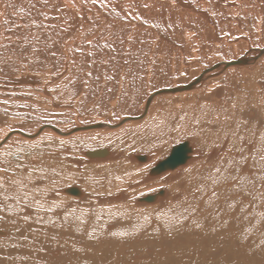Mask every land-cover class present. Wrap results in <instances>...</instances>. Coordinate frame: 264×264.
Segmentation results:
<instances>
[{
    "label": "bare ground",
    "instance_id": "6f19581e",
    "mask_svg": "<svg viewBox=\"0 0 264 264\" xmlns=\"http://www.w3.org/2000/svg\"><path fill=\"white\" fill-rule=\"evenodd\" d=\"M13 2L20 4L23 0H13ZM108 2L109 0H105V3ZM144 4L149 5V7L144 8ZM5 5L6 0H0V25L6 17L16 19L12 9H6ZM113 5H115L116 11L121 12V16L127 14L122 11L125 9L142 18L143 22L138 20L117 21L111 13L107 17L109 22L115 24L116 29L127 28L128 34L124 37L125 41L128 40L129 36L138 40L139 37L143 38L145 35L146 40H143V43L133 45L132 51L138 55L141 61L147 59L150 62L155 59V65L151 63L146 65L147 73L151 70L154 73L164 70L163 75H155L152 78L151 84L156 85V87L152 88L145 76L142 87L132 89L128 85H124V88H128V92L122 99V107L117 109V114L121 115L122 113V116H119L118 120L109 121V118L106 121L105 118L112 115L109 112L113 111L108 108L107 102L116 98L113 95L116 94V90L122 86L123 82L108 84L107 87H114L115 91L112 93L105 92L106 96L104 95L103 103H100L101 100L96 101L95 98L98 95L92 98L96 104H99L95 114L100 117L101 121L89 125H75L68 131L52 125L53 123L43 126L40 123L41 127L38 125L37 132L32 131L35 134H29L21 129H5L9 138L0 147V151L2 152L5 146H14L20 143L17 141H23L20 137L33 140L41 136L37 142H32V144L43 142L48 144L50 140H55L56 143L61 144L70 143L72 140L87 139L86 137H100L105 133H108L107 136L110 135L115 138L121 135L118 129L129 124L130 127H133V130L129 128L133 131L131 133L136 135L134 138L142 139V141L147 139L148 143L149 141L154 143L152 151L138 153L133 150L134 153L132 152L131 155L127 156L128 153L112 152L109 148V150L107 148L91 150L80 148L83 150L81 155L84 157H80L77 159L78 161L74 160L76 163L90 161L92 164L103 161L105 164H99V166L106 169L104 171L95 170L93 174L88 176L86 171H82L78 165L79 169L74 170L75 175L71 176L67 173L56 176L45 174L44 180L40 179L42 173L30 172L41 192L37 199L42 202L46 201L45 207L59 205L53 213L41 214L60 221L65 215L71 213L69 220L74 226L78 225L81 232L86 230L96 234L98 242L93 244L94 252L90 253L96 264H129L134 256L136 257L135 264H153L147 263L149 256L153 255L154 252L155 255L163 256L168 251H174V243L178 245L179 242H183L184 235H187L188 238L193 237L187 243L191 248L197 244L196 240L198 239L195 238L198 235H206L202 237L206 240L213 239V235H226L223 240L215 241L217 246L208 251L210 256H217L225 252V258L230 262L231 255L234 256L235 254L234 247H236L237 256L247 261L248 264H264V262L252 260L248 256L245 242L248 244L250 240L244 241L243 245L239 243L240 239L245 236L249 238V235H264V227L260 224V215L264 209L254 207L250 212H241L237 209L235 214L225 217L229 221L226 228L218 227L217 230L213 231V225L216 222L209 218L208 220H201L204 225L203 229L195 230L192 223L183 219L181 214L184 209L179 202L183 199V189L186 187L189 175L188 170H192L193 176L198 171L204 172L211 163L208 157L220 151L216 143L218 129L214 124L208 122L214 118L213 114L209 112L208 116L205 117L204 113L210 107L221 102L226 95L243 96L247 93L249 94V104L255 106L253 110L259 109L261 114H264V91H262L264 89V83H262L264 81V0H177L175 5H173L172 0H119L118 5L115 4V0H112L109 7ZM131 5H135V7L130 8ZM24 6L27 7L26 3ZM89 7L91 11L83 10L86 19L75 21L83 29V32L78 31L76 33L75 43H80L83 35L95 27L92 20L100 25L101 30L105 27L106 10L91 5ZM71 11L72 9L68 12L69 16L73 15ZM53 23L57 22L53 21ZM157 24L159 28L155 27ZM152 30L153 32L156 31L163 41L151 43L148 39L150 37L149 31ZM225 33H228V37L227 34L224 35ZM254 33L257 34L256 37L258 38L251 41L254 38ZM168 35L175 36L177 41L167 38ZM235 36H239L238 39L241 40L246 39L245 42L251 41L252 43L247 44L239 51V48L236 49L234 46L227 47V44L233 42L230 38ZM93 38L88 37V39ZM186 45H189L188 48ZM124 47L125 49L128 48L127 43ZM195 47L201 49L200 53L195 50ZM190 49L193 50L194 56L200 55L198 68L195 71L177 74L180 70L177 65L182 54L185 55L188 51L190 52ZM144 53H148V56L145 57ZM231 56L234 58L232 59ZM212 59H219L220 61L211 63L209 60ZM100 72L99 91L102 92L106 86L104 69H101ZM42 73H45V70ZM24 77L15 76L13 82L8 84L0 82L1 101L10 99L6 95L8 90L15 93L21 91L22 93L23 89L29 88L25 87L24 84L34 80ZM116 79L119 81L120 76H117ZM219 82L223 83L222 87H216L215 84ZM136 83L139 86L141 82L137 81ZM17 96L20 99L24 97V95L23 97ZM165 102L168 103L169 107L164 109ZM10 104L11 108H14L12 110L9 108V111L12 112L15 108L20 109L18 105H14L13 101H10ZM5 107L7 106L0 103V113ZM135 107L138 108L136 114L133 111ZM145 116L148 118L145 119ZM194 118H199L201 124L198 125ZM1 119L2 116H0ZM141 119L145 120L142 122ZM172 134L176 135L177 138H184V141L175 142L178 139L169 137ZM3 139L4 135L0 141ZM166 140L168 142L164 146ZM172 142L175 143L170 145ZM183 143H186L190 149L184 164L177 166L174 170L150 175V171L158 163L164 161L174 147ZM163 146L164 148L168 147L167 154L157 160L160 158L157 152ZM101 150H104V154H101L100 157L90 155ZM58 152L60 151L57 149L54 151V153ZM32 163L36 162L33 161ZM90 167L93 168V166ZM50 170L52 171V169ZM28 173L29 169H25L18 175L27 176ZM2 176L3 173H0V177ZM87 179L86 188L83 184H75L76 181L82 182ZM66 181L67 183L62 184ZM140 181H149L154 185L153 187L162 186L163 189L154 190L151 193L147 191L149 194L147 192L143 195L141 193H139L140 195L136 194L138 192H133L131 187ZM154 195L153 201L144 200L146 197ZM32 211L31 208L25 209V212L31 213ZM252 214H255V220L251 219ZM75 217L80 219H75ZM177 220L181 221L179 227L175 223ZM2 223L4 224V222H0V245L10 247L15 243L14 237L17 233L10 224L5 223L10 226L5 228L6 226ZM170 230L172 237L167 236ZM112 233H125L126 236L121 238L112 236ZM9 237L13 238L10 239ZM71 238L72 234L66 230L62 234L61 244H64L66 240H71ZM80 238L84 239L83 236ZM41 241H44V237H41ZM50 247L56 249L54 241L50 242ZM72 247H80V243L66 245L68 257H61L56 251H53L48 259L56 264L62 259L71 258L73 255ZM192 250L194 248L182 250L179 255H174V259L168 264H197L198 262L187 260V257L192 255ZM230 250H232V254ZM7 251V249H0V255H7ZM204 255L206 256V252ZM12 258H17V252H13ZM5 264H11V262L6 261ZM17 264H23V262L17 259Z\"/></svg>",
    "mask_w": 264,
    "mask_h": 264
},
{
    "label": "snow or ice",
    "instance_id": "6c2138e0",
    "mask_svg": "<svg viewBox=\"0 0 264 264\" xmlns=\"http://www.w3.org/2000/svg\"><path fill=\"white\" fill-rule=\"evenodd\" d=\"M111 3L112 0L108 3H105V0H79V5L77 0H66L65 3H61V0H23L17 4L13 0H6V9H12L16 19L6 17L0 25L3 27L0 32V82L12 83L13 77L25 71L40 74L46 69L50 78H63L64 88L73 86L70 99L80 96L83 92L81 105H86L100 90L101 69L105 72L104 91L107 93L115 91L114 87H107L108 84L123 82L122 87H142L144 75L148 71L146 65H155L156 61H141L132 51V46L143 41H138L132 36L125 41L127 28L116 29L115 24L109 22L107 17L111 13L117 21H142V18L125 9L122 11L127 14L121 16L115 5L109 7ZM172 3L175 5L177 0H172ZM115 4L118 5L119 0H115ZM66 5H70L75 15H68L69 9ZM89 5L106 10L105 27L101 30L100 25L92 20L95 27L83 35L79 46H75L76 33L83 32L82 27L75 21L86 19L83 10L91 11ZM143 7L148 8L149 5L144 4ZM61 21L62 23H59ZM155 27L159 28V25ZM89 36L94 38L88 39ZM69 40L72 45L64 47ZM126 43L127 49L124 47ZM62 47L63 52L68 53L67 56L61 52ZM144 56L147 57L148 53H144ZM117 76H120L119 81ZM137 81L141 82L139 86ZM149 84L152 88L156 87L151 81ZM49 91L54 92L56 89L50 88ZM127 92L128 88H124L122 95H127ZM6 95L11 98L24 93L6 92ZM0 103L7 106L0 113L4 117L0 124L11 129L12 125L8 124V119L14 115L18 117L19 114L8 111L11 107L9 99ZM100 103H103V99ZM23 106L25 105H21ZM94 107H99V104ZM254 107L249 104V94H229L204 113L205 117L209 112L213 114L214 118L208 122L218 129L216 143L220 151L208 157L211 163L204 172L198 171L193 176L192 170H188L183 199L179 202L184 209L181 214L183 219L192 223L195 230L203 229L201 220L209 218L216 222L213 231L218 227L226 228L229 221L225 217L232 216L237 209L241 212H250L254 207L264 209V114H261L259 109L254 111ZM194 119L198 125L201 124L199 118ZM8 138L5 132L0 147ZM21 154L26 155L22 151L17 152L15 163L12 159L0 161V173H3L0 177V222L10 224L17 233L14 237L15 243L10 247L0 245V249L8 250L7 255H0V264H5L6 261L17 264V259L23 264H53V261L48 259L53 251L61 257H68L66 245L76 242L80 243V247L71 248L72 257L62 259L56 264H96L90 255L94 252L93 244L98 242L96 234L86 230L81 232L79 226H74L69 220L71 213L60 221L41 214L53 213L59 205L45 207L46 201L37 199L41 192L32 174L18 175L25 171L19 160ZM29 208L33 211L25 212V209ZM251 219H256L255 214H252ZM175 223L177 227L181 225L180 220ZM260 224L264 227V211L260 215ZM66 230L72 234V238L61 244L62 234ZM171 234L170 230L169 235ZM111 235L121 238L126 236L125 233ZM81 236L84 239H81ZM41 237H44L43 242ZM247 239L248 237H244L241 244ZM51 241L55 242L56 249L50 247ZM257 248L264 253V242ZM257 248H249L247 254L255 255ZM13 252H17L15 259L12 258ZM135 261L134 256L129 264H135ZM205 264H208V261H205ZM222 264L230 262L226 260Z\"/></svg>",
    "mask_w": 264,
    "mask_h": 264
},
{
    "label": "rangeland",
    "instance_id": "374dc122",
    "mask_svg": "<svg viewBox=\"0 0 264 264\" xmlns=\"http://www.w3.org/2000/svg\"><path fill=\"white\" fill-rule=\"evenodd\" d=\"M65 2H66V0H61V3H65ZM77 2L79 5V0ZM66 7H68L69 11L71 10L70 5H66ZM71 12L73 15H75L74 10H72ZM1 31H3V27L0 28V32ZM226 34L228 37V33H225L224 35L226 36ZM155 35H157V36H155ZM256 35L257 34L254 33V35H253L254 38L251 41H255L256 38H258V37H256ZM149 36L150 37L148 40L151 41V43L163 41V40H161L160 36L158 35V33L156 31H154V32H153V30L149 31ZM239 36H241V35H239ZM239 36H235L234 38H230V40H232L233 42L227 44V47L234 46V47H236V49L239 48L238 49V51H239L240 49H243L247 44L252 43L251 41L245 42V41H247L246 39H242V40L238 39ZM167 38L176 40L175 36H169L168 35ZM138 40H140V41L144 40L145 41L146 40L145 35L143 38L139 37ZM66 45H64V47L71 46L72 41L70 40L69 43ZM79 45H80V43H75V46H79ZM139 45H141V44H139ZM188 46L189 45H186L187 48H188ZM186 47H184V48H186ZM195 50L198 53H200L201 49L196 48ZM192 51L193 50L190 49V52L188 51L185 55L182 54L181 60H180L179 64L177 65L178 69H180V70H178L179 72L177 74H181V73L183 74L184 72L195 71L198 68L197 64H198V61H200L198 59V58H200V55L194 56ZM61 52L65 56L68 55V53L63 52V48H61ZM78 54L79 53H77V56H79ZM231 58L233 59L234 57L231 56ZM212 60H209V61L211 63H215L217 61H220L219 59L218 60L212 59ZM163 71L164 70H162V71L160 70V71L154 73V75H153V72L151 70V72L149 71L144 76L146 77V79L148 78L149 81H152V78L155 75H163ZM17 76L20 78H25L24 76H26V77L30 78L31 80L33 79L34 81L30 80L31 81L30 83L24 84L25 87H29V88H26L27 92L25 89H23L22 93H24V97H23V95H20V96H22L23 99L25 97H27V99H24V100L20 99V98H18L17 95L13 96L12 99L11 98L9 99L11 102L13 101L15 106L18 105L20 107V109L15 108L12 112L9 111V108H8V111L10 113H13V114L18 113L19 114L18 117L14 115L8 119V124L12 125L13 129H21V130L28 132L29 134H35L37 132V130L39 129V128H37L38 125H40V127H41V124L43 126L45 124H52L53 123L52 125H56L59 128H61L62 130L68 131L70 128H73V126H75V125L76 126L89 125V124L101 121L100 117H98L95 114L96 109L99 108V107H94V105H97L96 102L94 100H92V98H90V101L86 105H81L80 99L83 96V92L80 93V96H76L74 99H70L71 92L73 91V86L69 85L67 88H64L62 86L64 83L63 78H61V79L50 78L49 72H48V70L46 71V69H45V73H41V74H37L35 72L29 73V72L25 71L24 73L18 74ZM36 81H38V82H36ZM29 84L31 85L32 88L30 87ZM215 85H216V87H219V86L222 87L223 83L219 82V83H216ZM40 88L42 91L40 90ZM50 88H55L56 91H54V92L49 91ZM30 89H31V91H30ZM116 91H117L116 94L113 95L116 97L114 100H110L108 102L106 100V102L109 106L108 108H111V110H113V111L109 112L110 115L112 114L111 117L105 118V119H107L106 121H108L109 118H110L109 121H114L116 119L118 120V117L122 116V113H121V115L117 114V112H118L117 109H120V107H122L121 106L122 105V99L126 96V95H122V92L124 91V86L123 87L121 86ZM6 92H9V90ZM28 92L31 93V95H28L27 94ZM43 92H45V93H43ZM17 93L20 94L21 91L20 92L18 91ZM97 95L98 96L95 99L98 102L106 96L104 90L102 92L98 91ZM50 98H51V100H50ZM0 101H1V99H0ZM19 103H20V105H19ZM21 105H25V106L21 107ZM164 106H165L164 109L166 107H169L167 102L164 103ZM13 108L14 107H12L11 110ZM133 109H134L133 110L134 114H136L138 112V108L135 107ZM48 111H49V113H48ZM1 112H3V111H1ZM113 113L114 114L116 113V114L114 115ZM0 116H2V115H0ZM144 118L146 119V118H148V116L147 117L145 116ZM2 119H4L3 116H2ZM145 119H141V121L143 122ZM129 128L131 130H133V127L132 126L130 127L129 124L126 126L123 125L122 127H120L118 129L119 131L118 130L117 131L120 132L121 135H118L115 138L111 137L110 135L107 136L108 133H105L100 137L94 138V136L93 137L91 136V137H86L87 139L84 138L82 140L81 139L72 140L70 143L65 142L62 144L58 143V142L56 143L55 140L54 141L50 140L48 142V144H45L44 142L39 143V144H32V142H35V141L37 142L41 138V136H38L36 139H33V140L32 139L29 140V139L20 137L21 140H23L24 142L19 140L17 142H20V143L14 145V146L13 145H8L9 147L5 146L4 150L2 152L0 151L1 152L0 153V161L12 159L13 163H15L16 162V159H15L16 153L22 151L23 153H26V155L21 154L19 157L20 162H22V164H23V168L29 169V173L30 172L34 173L35 171H37L40 174L42 173L43 175H41L40 179L44 180L45 176H46L45 174H50V175L56 176V175H62V174L67 173L68 175L72 176V175H75L74 170L79 169V167H81L82 171H84V172L86 171L85 172L86 175L89 176L90 174H93L95 172V170L104 171L106 168L105 167L103 168V166L102 167L99 166V164H105V163L103 161L94 162L92 164L90 163V161H88V162H77L76 163L75 161L77 159H79L80 157H84L81 155L83 150H81L80 148H83V149L89 148V150L99 149V148L100 149H103V148L108 149L109 148L110 150H112V152L113 151H117V152L119 151V153H128V154H126L127 156L131 155L132 152L134 153V151L138 152V153H143V152L149 153V151H152L154 143H151V141H149V143H150V146H149L147 139H143V141H142V139L134 138V137H136V135L131 133L133 131H131ZM5 129H7V128L3 124H0V140L2 139V136L4 135L5 131L8 130V129L7 130H5ZM30 129H32V130H30ZM33 130L35 131V133L32 132ZM127 132H129V133H127ZM169 137L177 138L176 135H174V134L170 135ZM139 138H141V136H139ZM172 138H170V139H172ZM177 139L178 140H175V142L179 143V141L180 142L184 141L183 140L184 138L179 137ZM107 140H108V142H107ZM134 141H135V143H134ZM165 142L166 143L164 144V146L167 144L168 140H166ZM174 143L172 142L170 145H172ZM164 146L159 152H157V155L160 156V158H158L157 160L163 158L167 154L169 145L167 148H164ZM56 149L60 152L54 153V151ZM67 149H68V151H67ZM3 155H5V156H3ZM31 161L32 162L35 161L36 163L33 164ZM130 164H132V163H130ZM54 165H55V167H54ZM78 165H79V167H78ZM90 166H93V168ZM50 169H52V171ZM84 177H86V176H84ZM65 180H67V179H65ZM85 182H86V184H85ZM65 183H67V181L63 182L62 184H65ZM75 184H81V185L83 184V186L86 188L85 185H88V179L85 181H82V182L76 181ZM153 186L154 185L149 181L148 182L147 181H140L136 185L134 184V187H131V190L133 192H138L136 194L141 193L143 195V194H146L147 191L151 193L154 190L159 191L160 189H163L162 186H159V187L158 186L153 187ZM119 191L121 192V189ZM122 191H124V190L122 189ZM148 192H147V194H149ZM68 201H71V200H68ZM2 225H5L6 226L5 228L10 227L9 225H6L5 223L4 224L2 223ZM148 229H149V227H148ZM161 235H163V234L161 233ZM167 236L172 237L173 235H167ZM203 236H206V235H198V237L195 238V239H198V240H196L197 244H194L191 248L187 245V243H188V241L190 242V239L193 237L188 238L187 235H184V241L183 242H179L178 245H177V243H174L175 244V246H173L174 251H172V252L168 251V253H164L163 256H159L158 254L155 255V252H154L153 255L149 256L147 263L168 264L171 260L174 259L173 258L174 255H179V253L184 249L188 250V249H193V248H194V250H192L193 253H192V255L189 256V257H191V259H189V257H187L188 261L192 260L193 262H196V263L198 262L197 264H205V261H208V264H222V262H221L222 260L226 261L227 258H225V252L220 253L217 256H210L208 253V251L211 248L217 246L215 244V241L223 240V238L226 237V235H213L214 238L213 239L207 238L208 240L202 238ZM245 237H248V236H245ZM165 239H167V238H165ZM241 240H244V237H243V239H240V241H239L240 244H241ZM247 240H250L248 242V244L245 242V246H247V253H248L249 248H257L258 245H260L262 242H264V235H249V238ZM155 250L157 252L156 248H155ZM234 250H235L234 256L232 254V250H230V253L232 254L231 255L232 259L230 261V264H248L247 261H244L243 259H241L237 256L238 252L236 251V247H234ZM205 252H206V256L204 255ZM259 253H261V252L257 248L255 255H248V256H250L252 258V260H259L261 262H264L263 253H261V256H259ZM255 264H257V263H255Z\"/></svg>",
    "mask_w": 264,
    "mask_h": 264
},
{
    "label": "water",
    "instance_id": "95a60500",
    "mask_svg": "<svg viewBox=\"0 0 264 264\" xmlns=\"http://www.w3.org/2000/svg\"><path fill=\"white\" fill-rule=\"evenodd\" d=\"M104 151V150H103ZM102 150L97 151L95 153H92L90 155L95 156H102L101 154H104ZM190 152V149L188 148V145L186 143L180 144L177 147H174L170 153V155L162 162L158 163L156 167L150 171V175L154 174H160L162 172H165L167 170H174L177 166L182 165L185 163V161L188 158V154ZM155 199L154 196H148L144 200L145 201H153Z\"/></svg>",
    "mask_w": 264,
    "mask_h": 264
}]
</instances>
